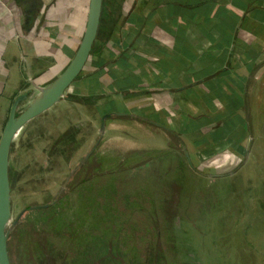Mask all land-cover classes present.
I'll list each match as a JSON object with an SVG mask.
<instances>
[{"label":"crops","instance_id":"0c3cea01","mask_svg":"<svg viewBox=\"0 0 264 264\" xmlns=\"http://www.w3.org/2000/svg\"><path fill=\"white\" fill-rule=\"evenodd\" d=\"M89 1L0 0V129L8 100L16 99L17 114L74 57ZM99 14L88 55L63 95L12 131L10 221L41 205L27 204L10 219L19 177L10 171L14 148L32 157L38 147L45 168L87 148L82 166L102 153L107 137L102 150L119 156L168 143L186 166L221 177L261 146L252 145L251 125L264 123V0H102Z\"/></svg>","mask_w":264,"mask_h":264},{"label":"rangeland","instance_id":"374dc122","mask_svg":"<svg viewBox=\"0 0 264 264\" xmlns=\"http://www.w3.org/2000/svg\"><path fill=\"white\" fill-rule=\"evenodd\" d=\"M251 127L261 146L221 177L186 166L168 143L119 156L102 150L107 137L82 166L87 148L45 168L38 147L33 158L14 148L10 219L47 205L23 209L6 231L9 264H264V123Z\"/></svg>","mask_w":264,"mask_h":264},{"label":"water","instance_id":"95a60500","mask_svg":"<svg viewBox=\"0 0 264 264\" xmlns=\"http://www.w3.org/2000/svg\"><path fill=\"white\" fill-rule=\"evenodd\" d=\"M102 0H90L89 8L87 12V21L84 28L82 40L79 44L78 49L75 52L74 57L64 67L60 74L51 82L40 86L38 89L39 95L33 98L30 103L17 114L13 115V104L9 109V117L5 121L0 131V264H9L8 252L6 251V231L14 223L16 217L11 220L8 224L6 221L9 219V206H8V186H7V175H6V149L11 137L12 131L18 126L20 122L28 118L32 113L35 114L48 105L52 104L63 95L65 86L76 76L80 69L83 61L88 55L89 48L95 37V31L100 16ZM47 204H41L43 207Z\"/></svg>","mask_w":264,"mask_h":264}]
</instances>
